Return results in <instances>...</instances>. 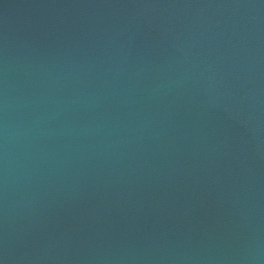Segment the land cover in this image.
<instances>
[{
	"label": "water",
	"instance_id": "water-1",
	"mask_svg": "<svg viewBox=\"0 0 264 264\" xmlns=\"http://www.w3.org/2000/svg\"><path fill=\"white\" fill-rule=\"evenodd\" d=\"M0 264H264V0H0Z\"/></svg>",
	"mask_w": 264,
	"mask_h": 264
}]
</instances>
